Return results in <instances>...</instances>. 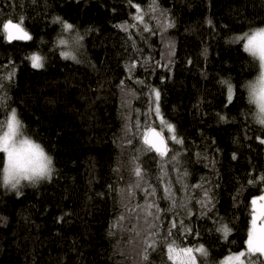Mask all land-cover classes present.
Listing matches in <instances>:
<instances>
[{
	"label": "trees",
	"instance_id": "obj_1",
	"mask_svg": "<svg viewBox=\"0 0 264 264\" xmlns=\"http://www.w3.org/2000/svg\"><path fill=\"white\" fill-rule=\"evenodd\" d=\"M9 20L31 38L9 42ZM261 27L264 0H0V134L19 112L57 169L19 195L0 189V264H178L201 245L197 264H222L245 251L264 128L241 88L254 69L242 37ZM153 128L163 157L144 144Z\"/></svg>",
	"mask_w": 264,
	"mask_h": 264
},
{
	"label": "clouds",
	"instance_id": "obj_2",
	"mask_svg": "<svg viewBox=\"0 0 264 264\" xmlns=\"http://www.w3.org/2000/svg\"><path fill=\"white\" fill-rule=\"evenodd\" d=\"M257 44L261 54H264V36L257 37ZM244 53L254 66L253 75L241 83L245 104L253 124L264 128V67L260 56ZM16 120L19 124L15 135L9 133L7 139L0 140V148L4 149L0 152L4 157L0 166V189L18 194L24 187H39L57 169L55 157L31 135L19 112L16 113ZM5 160L9 167L8 173L4 170Z\"/></svg>",
	"mask_w": 264,
	"mask_h": 264
},
{
	"label": "snow or ice",
	"instance_id": "obj_3",
	"mask_svg": "<svg viewBox=\"0 0 264 264\" xmlns=\"http://www.w3.org/2000/svg\"><path fill=\"white\" fill-rule=\"evenodd\" d=\"M139 10V9H138ZM64 29H71L72 25L65 23L63 25ZM4 32L7 34V38L11 41L13 39H30L31 37L22 27L21 23H13L9 20L7 23L3 25ZM264 36V27L258 28L252 31L250 34H246L242 39L245 41L243 44V49L245 52L253 56H260L262 60V67H264V54H261L259 46L257 44V37ZM61 44H64L65 41L61 40ZM61 55L65 58H71L73 60L76 59L75 56H70L67 52H62ZM31 66L34 69H40L43 67L42 58L38 55L31 56ZM157 100L159 99V93H156ZM228 101L231 102L233 99L232 95V86L229 84L228 87ZM157 113H159V108H157ZM19 122L16 120V112L12 111L11 116L7 121V130L3 131V134H0V140L7 139L9 137V133L15 135L17 126ZM168 129L170 132L174 131L171 125H168ZM151 137V138H150ZM175 143L179 144L182 143L178 140L175 136L172 137ZM264 143V140L260 141ZM144 144L148 146V149L154 150L158 153L161 157L167 154V148L164 144L163 139L159 137V134L150 131L148 134L144 136ZM4 151V149L0 148V152ZM4 170L6 173L9 172L8 164L5 160L4 163ZM134 174L139 179H143L141 175V171L139 168L134 170ZM27 179V177H25ZM52 179L49 176L48 181ZM255 183V180L252 181ZM260 182L264 184V176L260 177ZM139 186V183L136 185ZM20 193H18L19 195ZM175 226V225H174ZM218 231L222 232L224 237L226 238L230 232V228L227 225H222ZM169 236L175 235L169 231ZM172 241H170V244ZM246 250L241 251L236 255H231L225 261V264H264V261L260 260V257H264V194L259 196L253 197L250 201V229L247 232V239H246ZM169 252L173 251V248L169 247ZM194 252L200 253L203 257H207L208 252L207 250L201 245L195 249L191 247H181L179 251L176 253V258L179 261V264H197V258L193 254ZM258 254V255H257ZM256 256V260H252L251 257ZM173 259V257H170ZM201 264H207V261H202Z\"/></svg>",
	"mask_w": 264,
	"mask_h": 264
},
{
	"label": "water",
	"instance_id": "obj_4",
	"mask_svg": "<svg viewBox=\"0 0 264 264\" xmlns=\"http://www.w3.org/2000/svg\"><path fill=\"white\" fill-rule=\"evenodd\" d=\"M7 39H8V38H7ZM26 40H27V39H13V40L10 41V40L8 39L9 42H12V41H26ZM150 131H154V132L158 133V134H159V137H160L161 139H163L165 146L167 145V144H166V141H165V138L159 133V131H158L157 129H154V128H153V129H150V130L148 131V133H149ZM148 133H147V134H148ZM150 138H151V137H150ZM153 151H154V150H153ZM154 152H155V151H154ZM155 153H156V152H155ZM157 154H158V153H157Z\"/></svg>",
	"mask_w": 264,
	"mask_h": 264
},
{
	"label": "rangeland",
	"instance_id": "obj_5",
	"mask_svg": "<svg viewBox=\"0 0 264 264\" xmlns=\"http://www.w3.org/2000/svg\"><path fill=\"white\" fill-rule=\"evenodd\" d=\"M251 33V32H250ZM250 33H248V34H250ZM245 42V41H244ZM262 194H264V193H262ZM175 256H176V254H175ZM177 261H178V259H177ZM178 264H179V261H178ZM222 264H225V261L222 263Z\"/></svg>",
	"mask_w": 264,
	"mask_h": 264
}]
</instances>
